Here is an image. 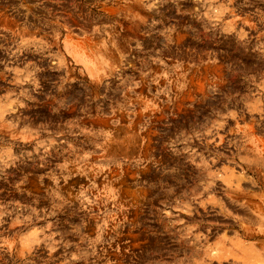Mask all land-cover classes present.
I'll return each mask as SVG.
<instances>
[{"label":"rangeland","instance_id":"obj_1","mask_svg":"<svg viewBox=\"0 0 264 264\" xmlns=\"http://www.w3.org/2000/svg\"><path fill=\"white\" fill-rule=\"evenodd\" d=\"M0 264H264V0H0Z\"/></svg>","mask_w":264,"mask_h":264}]
</instances>
